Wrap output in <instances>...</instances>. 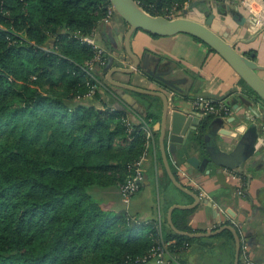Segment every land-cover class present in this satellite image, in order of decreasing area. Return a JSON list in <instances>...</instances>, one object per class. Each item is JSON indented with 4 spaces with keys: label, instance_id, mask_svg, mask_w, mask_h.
Segmentation results:
<instances>
[{
    "label": "trees",
    "instance_id": "16d2710c",
    "mask_svg": "<svg viewBox=\"0 0 264 264\" xmlns=\"http://www.w3.org/2000/svg\"><path fill=\"white\" fill-rule=\"evenodd\" d=\"M136 1L152 14L177 16L187 0ZM110 4L0 0V264H156L154 224L99 196L125 181L142 155L145 173H153L146 160H161L160 133L153 129L149 139L142 119L113 104L104 64L92 65L102 83L84 98L96 82L87 71L96 49L83 37ZM137 93L153 99L140 112L153 126L162 98ZM190 212L174 209L177 227L192 231ZM166 232L173 254L195 239Z\"/></svg>",
    "mask_w": 264,
    "mask_h": 264
},
{
    "label": "crops",
    "instance_id": "0c3cea01",
    "mask_svg": "<svg viewBox=\"0 0 264 264\" xmlns=\"http://www.w3.org/2000/svg\"><path fill=\"white\" fill-rule=\"evenodd\" d=\"M249 7L262 17V23H258V17ZM185 9L187 12L183 11ZM181 11V15L207 23L240 51L252 55L264 65V0H187ZM114 18V26L101 20L94 32V36L97 34L99 38L98 41L95 37L96 42L108 53L104 66L109 58L112 60L108 69L101 68L105 70V76L114 66L132 64L123 47V31L126 33L128 27L122 17ZM131 45L140 55L141 65L133 72L116 70L113 78L164 91L170 100V115L175 109L194 117L201 114L195 105L199 97L223 100L231 107L229 115L211 113L204 116L203 125L191 130L187 140L169 138V162L179 180L200 196L198 204L189 208L191 212L187 224L192 231H209L223 224H232L242 242L239 264H264V103L217 51L191 34L179 32L155 36L139 30L132 36ZM259 74L264 77V68L259 69ZM107 89L113 94L115 106L123 104L128 111L132 109L137 114L145 107L151 108L149 105L153 99L150 96L118 86ZM125 101L134 102L137 109ZM128 114L133 120L130 112ZM157 121L153 123L154 130ZM212 123H217L219 127L212 125L210 133L208 130ZM168 125L171 127V117ZM249 130L255 134V141L241 166H219L211 159L200 170L188 161L191 154L201 160L209 156L208 135L212 134V140L220 149L231 152ZM146 161L147 168L152 166L153 173L146 172L144 183L128 202L122 198L117 185L100 191L99 196L102 198V193H113L117 205L111 202L107 205L103 198L104 205L126 208L146 226L161 217L165 233L168 228L171 229L167 219L169 207L174 203H190L194 198L185 191L181 192L166 178L162 156L159 162ZM224 230L213 235L192 237L195 239L174 254L179 262L171 260L167 264H180L181 261L186 264H235V237L234 234L231 237L229 233H224Z\"/></svg>",
    "mask_w": 264,
    "mask_h": 264
},
{
    "label": "water",
    "instance_id": "95a60500",
    "mask_svg": "<svg viewBox=\"0 0 264 264\" xmlns=\"http://www.w3.org/2000/svg\"><path fill=\"white\" fill-rule=\"evenodd\" d=\"M111 4L115 7L116 12L128 23V29L125 33L124 44L128 55L132 59L130 66H114L107 72L106 78L113 86L121 87V89H128L136 92H143L148 94L159 95L163 101L162 116L159 121L155 123L156 130L159 134V143L161 156L164 166L171 181L181 190L190 194L194 200L190 203H174L167 212L168 223L172 230L181 235L190 237H197L203 235H213L222 232L224 229H230L235 237L236 252H235V264H239V257L242 247L241 237L238 230L232 224H223L222 226L209 231H186L176 226L173 221V211L176 208H193L200 200V196L193 189L183 184L175 171H173L168 157L167 140L185 141L188 138V134L191 130L202 126V119L204 115L198 113L196 117L191 114H187L179 109H175L172 115H170V100L168 95L158 89L147 88L125 81L117 80L113 78L114 71L133 72L141 65V57L133 50L131 45V38L133 33L138 29L158 34V35H172L179 32H185L191 34L200 40H203L209 46L215 49L244 79V81L262 98L264 103V77L259 74V69L264 68L255 60L252 55H248L245 52L240 51L236 45L228 41L225 37L215 31L207 23L186 15L169 16L166 14H152L140 5L136 0H110ZM187 12V9L183 10ZM183 11L179 13H183ZM112 63L111 58L104 66L108 69ZM131 97V96H130ZM126 104L135 108L134 102L125 101ZM120 108L130 112V116L134 121L141 120L142 116L140 112L137 114L132 109L128 111L125 105L119 104ZM171 117V127L168 125V120ZM218 128L219 125L212 123L209 126V132L211 133V126ZM171 130V131H170ZM208 132V133H209ZM208 135V134H207ZM211 136V138H210ZM207 136V148L209 156L204 157L202 160L199 156L191 154L188 156V161L203 170L207 163L212 159L219 166H226L228 168H237L243 164L250 153V148L255 141V134L252 130H249L240 140L236 148L231 151H224L220 149L212 140V134Z\"/></svg>",
    "mask_w": 264,
    "mask_h": 264
},
{
    "label": "built area",
    "instance_id": "2783aa9c",
    "mask_svg": "<svg viewBox=\"0 0 264 264\" xmlns=\"http://www.w3.org/2000/svg\"><path fill=\"white\" fill-rule=\"evenodd\" d=\"M239 1L246 2L247 0H239ZM249 8L254 13V15L258 17V21H259L258 23H262V17H259L251 7ZM115 13H116L115 7L112 4H110L108 6L106 15L102 18V22L110 23ZM94 34L95 33L83 37L84 40L93 44L96 49V54L93 57V59H91L88 62L89 67L87 68V71L96 80V82H94L91 85V88L86 95L88 94L92 95L95 89L99 87L102 83L97 77V75L91 71L92 65L95 62H100L104 64L107 61L106 59L107 53L104 50V48L96 42ZM195 105L197 106L201 115H208L211 113L218 115H229L232 112L231 107L223 100H212L204 97H199L198 99H196ZM141 119L143 121V128L145 129L147 136L149 137V139L153 140V136H154L153 126L150 124V121L148 119L143 117ZM263 133H264V127H263ZM151 140H149L148 142H151ZM144 159L145 156L142 155L139 159H137L132 163V167L134 168L133 172L129 173L125 181L121 182L119 185L120 192L125 202H128L131 199V197H133V195H135L138 192V190L141 188V185L145 181L146 173L143 171ZM163 224L164 221L162 220L161 217L154 223V227L156 230V244L151 250V255L154 256V261L156 264H167L171 260H177L179 262V258L174 256V254L171 253L169 249V246L175 240L165 238L163 233Z\"/></svg>",
    "mask_w": 264,
    "mask_h": 264
},
{
    "label": "rangeland",
    "instance_id": "374dc122",
    "mask_svg": "<svg viewBox=\"0 0 264 264\" xmlns=\"http://www.w3.org/2000/svg\"><path fill=\"white\" fill-rule=\"evenodd\" d=\"M177 2V1H176ZM175 2V3H176ZM166 15H171L172 17H174V16H176V14L175 13H172V12H168V14H166ZM114 16H118V18H120L121 16L116 12L115 14H114ZM120 16V17H119ZM114 18V17H113ZM115 19V18H114ZM106 24H111V26H114L115 24L113 23V19L110 21V23H106ZM124 24H125V26H127L128 27V25L125 23V21H124ZM123 34L125 35V33H124V31H123ZM95 37H96V39L99 41V38H98V35L96 34L95 35ZM97 41V42H98ZM91 96V94H88V95H86V97H84V98H89ZM89 100V99H88ZM97 104H99L98 106H101V107H103V105H101L99 102H97ZM111 187H115V186H111ZM110 188V187H109ZM103 194V196H101L102 198H104V202L107 204V205H110V204H114V205H117V201H116V199H115V196H114V194L112 193V194H110V195H108V194H105V193H102ZM111 202V203H110ZM108 203H110V204H108ZM105 204V205H106Z\"/></svg>",
    "mask_w": 264,
    "mask_h": 264
},
{
    "label": "flooded vegetation",
    "instance_id": "af4514ba",
    "mask_svg": "<svg viewBox=\"0 0 264 264\" xmlns=\"http://www.w3.org/2000/svg\"><path fill=\"white\" fill-rule=\"evenodd\" d=\"M124 37H125V35H124ZM123 47H124V49H125V44H123ZM106 51V50H105ZM125 51H126V49H125ZM106 53H107V51H106ZM126 53H127V51H126ZM128 54V53H127ZM129 56V55H128ZM130 57V56H129ZM209 115V114H208ZM208 115H204V116H208Z\"/></svg>",
    "mask_w": 264,
    "mask_h": 264
}]
</instances>
